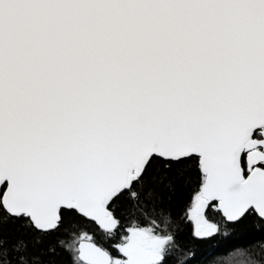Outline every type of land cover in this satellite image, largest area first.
<instances>
[{
  "label": "snow or ice",
  "instance_id": "6c2138e0",
  "mask_svg": "<svg viewBox=\"0 0 264 264\" xmlns=\"http://www.w3.org/2000/svg\"><path fill=\"white\" fill-rule=\"evenodd\" d=\"M178 187L197 240L264 226V0H0V264H168ZM124 202L118 255L49 242L117 236Z\"/></svg>",
  "mask_w": 264,
  "mask_h": 264
},
{
  "label": "trees",
  "instance_id": "16d2710c",
  "mask_svg": "<svg viewBox=\"0 0 264 264\" xmlns=\"http://www.w3.org/2000/svg\"><path fill=\"white\" fill-rule=\"evenodd\" d=\"M193 190L191 187H178L175 193H170L166 188H161L158 193L157 209H162L170 213L174 221V229L177 234L180 250L174 251V255L168 259V264H177V258L183 259V264H242L246 262L248 256L254 254V246L258 249V244L264 242V226L257 227L258 220L255 216H250L243 223H238L230 227L233 231L228 236L217 235L211 240L201 241L191 235V223L184 219V213L191 202ZM132 211L131 202L121 204L115 215L121 221L122 227L118 229L115 237L107 236L98 225L86 218L66 220L64 226L49 237V242H55L57 238L67 239L65 231H75L77 235L87 233L98 243L109 248L114 255H118L113 247L119 242L120 236L125 234L131 219L129 213ZM151 211V207L145 209ZM213 222H219L221 215L212 214ZM143 219V217H137ZM75 225V228L72 226ZM238 251L244 255L232 256L230 254ZM51 259L45 257V260ZM54 264H71L67 253L61 252L54 258Z\"/></svg>",
  "mask_w": 264,
  "mask_h": 264
}]
</instances>
